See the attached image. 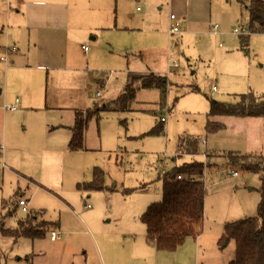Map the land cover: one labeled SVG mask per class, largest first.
Wrapping results in <instances>:
<instances>
[{
  "label": "rangeland",
  "instance_id": "rangeland-1",
  "mask_svg": "<svg viewBox=\"0 0 264 264\" xmlns=\"http://www.w3.org/2000/svg\"><path fill=\"white\" fill-rule=\"evenodd\" d=\"M26 1L20 16L9 13L15 12L16 1L7 6L8 0H0L1 55L7 62L9 55H26L11 60L8 70L0 62V228H14L26 214L19 207L7 217L2 208L3 200L11 199L15 191L19 199H26L28 211H40L59 226L34 240H14L0 231V264H228L235 257V243L219 241L223 226L257 214L261 182L257 173L231 167L222 154L244 151L249 138L258 144L264 129L260 118L259 127L247 120L227 122L225 130L209 133L207 112L210 100L235 102L236 94H264V33L249 34L246 45H241L240 38L248 31L240 26L236 0H191L190 14L199 13L203 24L181 25V32L171 37L166 22L171 12L165 0L138 4L142 10L134 18L129 15L136 3L129 0ZM30 3L35 4L32 16L26 13ZM63 11L68 20L66 40L40 49L46 56H58V61L48 70L39 69L40 60L27 52L33 41L26 27L40 16L61 19ZM212 24L224 34L217 30L220 36H213ZM235 29L244 33L235 34ZM6 44L15 45L17 52L6 53ZM82 45L89 48L86 55ZM168 60L178 68L170 69ZM134 70L166 76L163 103L159 91L140 89L130 111L104 113L98 122L92 119L83 149L71 151L74 109L111 100L122 89L126 72ZM17 97L20 103L9 104ZM5 105L18 109L9 111ZM229 118L213 120L225 123ZM158 121L164 129L150 134ZM194 139L200 152L207 149L202 152L207 190L203 231L173 252L157 251L145 240L141 215L162 200L161 181L156 178L163 168L170 170L192 157L203 161L202 153L179 154V147ZM96 167L104 171V189L79 188L91 180ZM53 232L59 235L56 240L50 239Z\"/></svg>",
  "mask_w": 264,
  "mask_h": 264
},
{
  "label": "trees",
  "instance_id": "trees-1",
  "mask_svg": "<svg viewBox=\"0 0 264 264\" xmlns=\"http://www.w3.org/2000/svg\"><path fill=\"white\" fill-rule=\"evenodd\" d=\"M236 1L241 8L240 26L248 31V35L240 38L241 45L244 46L249 34L264 33V0ZM140 89L159 91L160 103H163L167 93V78L157 72L130 71L126 74L122 89L111 100L93 104L87 109L75 110L68 143L69 149L71 151L83 149L87 128L92 119L98 122L103 113L130 111ZM236 96L235 102L210 100L205 125L207 132L216 133L223 129L222 123L213 120L215 117L264 118V94L256 95L248 92L236 94ZM163 129V123L158 121L150 134H158ZM189 144L191 151H181L179 154L199 155L197 141L191 140ZM222 155L231 167L238 166L245 171L257 173L261 184L257 214L226 222L219 241L224 243L233 240L235 243V257L228 264H264V157L259 153L238 151H226ZM203 172V161L192 159L176 164L170 170L160 173L158 180L161 181L162 200L150 204L141 215V221L146 229L145 240L157 251L173 252L183 245L186 239H196L202 233L204 200L207 192L202 181ZM103 178L104 171L96 167L91 180L78 184V187L86 190H103ZM144 189L145 185L141 186L138 191ZM20 200L17 191L11 199L3 200L2 208L7 209L5 211L7 217L16 214L20 207ZM39 213L40 211L29 210L17 220L14 228L1 227L0 231L14 240L44 238L59 225L45 220L42 217L43 213Z\"/></svg>",
  "mask_w": 264,
  "mask_h": 264
},
{
  "label": "crops",
  "instance_id": "crops-1",
  "mask_svg": "<svg viewBox=\"0 0 264 264\" xmlns=\"http://www.w3.org/2000/svg\"><path fill=\"white\" fill-rule=\"evenodd\" d=\"M8 1H9V4L7 6H10V1L11 0H8ZM14 1H16L13 4L15 12L11 11L9 13H16V15H20L21 16L23 14L21 6L26 4L27 1L26 0H14ZM100 1L104 2L105 0H100ZM126 1H128V0H126ZM129 1L132 2V3L134 1L136 3L135 12H134V7H133V10H132V12L129 15L131 18H134L138 14L137 12L138 11L141 12V10H142L141 6H139L138 4H140V5L143 4V6H144L146 1H151L152 3H158L160 0H137V1L136 0H129ZM179 3L183 4V5H181L180 8H178ZM190 3H191V0H165V5H166L167 12L169 11V13L170 12L173 13L176 16V19H177V16L181 17L179 22L177 21L178 24L180 23V26H179L180 32H181V29H180L181 25L184 26L185 28H187L188 26L199 27L204 22V19L201 16H199V13L190 14ZM34 5H35L34 3H30V5L28 4V6H26V13H28L30 16H32L34 14L33 13V11L35 10V6ZM131 7H132V4H131ZM196 8L198 10H200L201 9V5L200 4L196 5ZM60 15H64V16L61 17V19H56V20L50 18L49 16H40L39 19L37 20V22L32 23V24L29 25V26L32 27V29H30L29 26L26 27V30L30 33V37H29V38H31L30 42L33 41V45L32 44L30 45L29 49H27V52L31 53V51H32L34 53V57H36V59L40 60V62L36 66L39 69L48 70L50 68L49 67L50 65H55V63L58 61V56H51V57L46 56V55L40 53V49H41L42 46L50 44V42H52L54 40H56L58 43L61 42L62 38L66 40L67 28H68V25H67L68 24V20H66L65 11H63L62 14H60ZM117 16L119 18L120 14L117 13ZM167 16H169V15H167ZM140 17H141V20L143 21L144 20V15L140 14ZM166 22L168 23V19H166ZM214 26H217V28H218L217 30H219L220 34H224V32L220 31V28H219L218 24H212V25H209V32H211V34L213 36H215V37L220 36V34L218 35V34H214L213 33ZM166 27H167V24H166ZM1 30H3L2 26H0V31ZM31 30L34 32V38L31 37ZM183 32H185V31H182V33ZM5 33H6V31H5ZM0 34H1V32H0ZM7 34H8V31H7ZM13 35H14V33H13ZM8 40H9V35L6 38V41H8ZM83 46H86V45H82L81 46V50L82 51H83V49H82ZM219 46H221V43H219ZM88 50H89V48H88ZM2 53H3V50H0V55ZM84 54L86 55L87 52H84ZM25 56H26L25 54L9 55V58H8L9 61L6 64L1 59H0V62L4 65L5 70H8V69L11 68V64H12L11 60H15L18 57H25ZM134 71H138V70H134ZM128 72H130V71H127L126 74ZM106 92H107V90H105L103 93H106ZM95 96H96V94H95ZM114 96L115 95H111L110 97H114ZM15 99H14L13 102H11L9 104H15L16 103ZM18 100H19V103H20V99L19 98H18ZM19 103L17 104V106H19ZM17 109H18V107H17ZM17 109L15 111H13V112H16ZM76 109L77 108H75L74 110H76ZM73 114H74V111H73ZM103 115H104V113L101 114V118H102ZM229 119L226 120L225 123H222L224 125V127H223L222 130H220L217 133H220L221 131L225 130L227 122L238 123L239 121L247 120L249 123L254 124L255 127H259L258 126V119H260V118H256V117H244V118H242V117H231ZM262 126H263L262 129H264V118H262ZM52 129H54V128H52ZM69 130H70V136H71V127H69ZM247 137H249V136H246L245 138H247ZM69 140H70V138H69ZM69 140H68V142H69ZM202 140L204 141V139H202ZM197 144H198V141H197ZM205 144H207V143L204 142L203 145L205 146ZM198 147H199V145H198ZM178 150H179V152H181V151L189 152V151H191L190 144L188 143L186 146L179 147ZM204 150H205V152L207 151V149H205V147H204L203 151H201V152L199 151V152L202 153V152H204ZM230 151H238V150H230ZM238 152H240V153H259V154H261L264 157V139L259 140V143L257 144L256 140H253V142H252L251 138H249L248 142H247V146L245 147L244 151H240L239 150ZM202 154H204V153H202ZM189 157H191V155ZM194 157H195V155H194ZM164 171L166 172L168 170L163 168L161 173H163ZM210 175L211 174H209V176ZM224 175L227 176V175H229V173H225ZM23 176L25 178L29 179V177H27L25 175H23ZM159 176H160V172L158 173V176L156 178L157 181H158ZM204 179H202V181L205 184L206 178H204ZM208 179H210V178L208 177ZM21 199L26 201V199L24 197L23 198L21 197ZM27 206H28V203H27ZM27 210H28V207H27ZM32 210H34V209H32ZM52 234H55V233L54 232L51 233L50 237H51ZM55 235L57 237L54 240H56L58 238V236H59L57 234H55ZM186 241H187V239H186ZM99 264H102V263H99Z\"/></svg>",
  "mask_w": 264,
  "mask_h": 264
},
{
  "label": "built area",
  "instance_id": "built-area-1",
  "mask_svg": "<svg viewBox=\"0 0 264 264\" xmlns=\"http://www.w3.org/2000/svg\"><path fill=\"white\" fill-rule=\"evenodd\" d=\"M137 1V0H136ZM180 32V30H179V24H178V22H177V19H176V16L174 15V14H172V13H170L169 14V18H168V34H169V36L171 37V36H173V35H175V34H178ZM213 33L214 34H218V32H217V26H214V30H213ZM234 33L235 34H243L244 33V31H239L238 29H235L234 30ZM5 50H6V53H10V54H14V53H16L17 52V49H16V47H15V45H5ZM82 49H83V51L84 52H87L88 51V47H86V46H83L82 47ZM2 61H6L7 62V56L5 55H3V56H1V58H0ZM168 66H169V68L171 69V68H178V64L177 63H175V62H173V61H171V60H168ZM96 96H100V90H97V92H96ZM18 102V99H16V103ZM15 108H16V105H5V106H3V109H8L9 111H14L15 110ZM2 145H0V149H2ZM201 157H202V159H203V163H204V170L206 169V163H205V160H206V156H205V154H202L201 155ZM230 173L232 174V175H237L238 173H237V171H234V170H231L230 171ZM229 173V174H230ZM178 178H180V176H178ZM205 180V179H204ZM19 206L21 207V210L23 211V212H27L28 210H27V202L25 201V200H20L19 201ZM57 236L55 235V234H52L51 235V239L52 240H54L55 238H56Z\"/></svg>",
  "mask_w": 264,
  "mask_h": 264
}]
</instances>
